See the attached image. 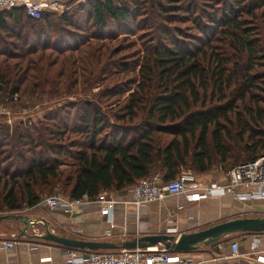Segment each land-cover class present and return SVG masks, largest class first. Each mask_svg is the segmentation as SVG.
Listing matches in <instances>:
<instances>
[{"label":"trees","instance_id":"obj_1","mask_svg":"<svg viewBox=\"0 0 264 264\" xmlns=\"http://www.w3.org/2000/svg\"><path fill=\"white\" fill-rule=\"evenodd\" d=\"M144 1L78 4L76 8L82 12L85 7L86 18L99 26L106 19L135 23L133 33L140 34V48L134 51V60L126 64L119 59L104 67L109 66L113 75L119 71L134 74L138 66L131 78L136 85L122 103L113 98L124 92L108 89L96 99L99 105L87 100L76 108L79 114L74 117L72 108L67 112L66 103L34 123L9 127L0 121V213L33 207L58 186L70 198H94L102 192L131 187L148 179L156 169L169 181L181 170L203 174L214 164L227 167L264 155V72L259 71L264 68V51L260 29L249 23L260 7L264 10V0H253L250 7L243 0H231L232 4H224L219 13L200 8L197 0ZM199 14L205 22L198 19ZM51 15L35 20L22 8L0 14L3 106L10 105L14 95L42 90L40 77L27 75L30 59L23 69L20 59L40 49L29 45L31 31L39 28L35 22L41 21L40 29L47 32L63 33L65 26L69 28L70 23L63 20H44ZM22 18L33 22L29 24L35 29L24 31ZM184 18L193 24L195 34L170 28ZM10 20L13 28L8 27ZM47 32L34 34L41 39ZM4 37L19 42V53H11L13 45ZM59 38V43L64 42V37ZM49 45L45 43L41 49H49ZM120 51L117 48L110 57ZM9 58L18 61L10 66ZM106 103L116 106L117 111L104 110ZM238 147L242 152L235 153ZM65 163L69 170L62 171L59 167Z\"/></svg>","mask_w":264,"mask_h":264},{"label":"crops","instance_id":"obj_2","mask_svg":"<svg viewBox=\"0 0 264 264\" xmlns=\"http://www.w3.org/2000/svg\"><path fill=\"white\" fill-rule=\"evenodd\" d=\"M0 106L5 111L0 114L7 116L6 109L10 105L3 106L0 103ZM20 106L23 109H28L32 105L21 104ZM2 122L9 127L15 124L12 123L11 119H5ZM182 171L186 170H181L179 173ZM196 175L199 180L204 182L210 178L224 181L223 174L219 172L213 174L212 170ZM148 178L159 184L167 182L163 171L160 169L153 170ZM245 191L244 187L237 189L239 193ZM100 194L115 199L116 203L110 214L101 215L92 208L84 211L74 209L70 213H65L58 209L49 210L39 203L26 208L27 210L22 216L30 218L36 223L27 230L26 237L20 236V232L25 227L22 223L9 219L1 220L0 264H60L69 257L71 251L91 252L69 250L51 241L36 237L43 234L47 229L59 236L111 243L118 247L111 251H120L126 242L145 235L171 231L191 233L232 219L264 217V209L259 201H240L235 198V194L232 192L214 195L199 201H189L184 195L168 196L162 201L144 203L137 214L134 206L130 203L133 198L131 187ZM254 238L260 240L259 248H264V233H242L231 235L208 247L183 254V256L209 262L213 259L216 260L210 264L233 263L235 259L231 257V242L239 240L238 248L241 260L251 251L250 245ZM8 241L14 242V245L6 248L3 243ZM156 247L161 249L163 246L157 245Z\"/></svg>","mask_w":264,"mask_h":264},{"label":"rangeland","instance_id":"obj_3","mask_svg":"<svg viewBox=\"0 0 264 264\" xmlns=\"http://www.w3.org/2000/svg\"><path fill=\"white\" fill-rule=\"evenodd\" d=\"M114 1L115 3H122V0ZM140 1L145 2L144 0ZM82 2L83 1L77 0L74 4L68 5L61 13L44 18V20H48L47 22L55 23L63 20L70 23L69 28H66V26L64 27L65 32L63 33L59 31L52 32L53 30L47 32L43 30V28L41 30V21L39 22L40 24L34 23L36 26H39V28L35 29V26L29 24L33 23L30 22L29 19H21L20 22L23 24L24 31L28 32L30 28L35 29L31 31L29 45L37 47V50L39 48V50H43L34 52L29 55L28 58L20 59V61H24L21 63L22 69L25 67L28 61L27 59H30L32 66H30V70L27 71V75H38L43 88L41 91H37L32 95L22 94L19 95L20 97L14 96V101L10 103V106L6 109L8 112L7 116L4 115V118L0 119V121L11 119L12 123L27 121L34 123L38 120H42L44 116L50 112V109L59 107V105L65 107L67 105L66 103H69L67 112L72 108L71 117H74L77 113L76 108L82 107L87 100L93 101V105H99V101L96 99L99 98L102 92H106L108 89L112 90L117 88L124 92L120 98H113L117 99V101L118 99L120 100L117 103H122L127 97V94L132 91L136 82H132L131 78L135 76L134 74L137 72L138 66L135 67L136 72L134 74L119 71L117 74L113 75H111L112 73L109 66L108 68L104 66L109 65L110 62L119 61V59L125 60L126 64L132 61L134 51L140 48L138 39V35H140L139 32H134L135 35H131L134 34L133 31L137 29V26L132 21L113 23L108 19L103 22L102 26L94 24L93 21L86 18L85 7H82V12L76 8L78 4L84 6L85 3ZM242 2L245 6L250 7L253 0H243ZM197 3L200 8L206 9L207 11L215 10L217 13L222 10L225 6L224 4L227 3L228 6L232 4L231 0H197ZM162 5H164V2ZM144 7L147 8V5L144 4ZM178 15H182V12L178 11ZM248 15H250V13H248ZM253 17V22L249 23H252L251 25L257 27V29H260V43L262 44V51H264V10L260 7ZM198 19L205 22V20L201 19L200 14L198 15ZM247 19L250 20L251 17ZM8 27L13 28L12 20L8 21ZM174 27L181 29L182 32L188 31L187 33H196L193 29V24L186 18L179 19L170 24V28L174 29ZM42 31L44 33L47 32L46 38L44 36V38L36 39L37 35L34 33L41 34ZM11 34L12 36L15 35L13 32ZM3 35L1 34V37H3ZM185 35L188 37L189 34ZM59 36L64 37V42L59 43ZM4 39L6 42L10 41L12 43L10 45L13 46L9 47L11 53H19V50L16 48L19 42L14 37H4ZM45 43H50L49 49H41L42 46L45 47ZM130 43L134 44L133 47L126 49L125 47ZM64 45H67V47ZM121 47H123V49ZM117 48L121 49L120 53L115 55V57H110ZM3 51L4 46L1 42L0 63H2L4 59L1 55ZM17 61L18 59L9 58L7 63L12 66L17 63ZM259 71L264 72V68L259 69ZM59 77L61 79L60 81L58 80ZM69 80L70 82H68ZM28 82H31V80L28 79ZM67 93L70 94L66 95ZM108 102H110V100ZM21 104H31L32 106L28 109H23L20 106ZM103 107L104 110L106 108L107 112L112 111V113H114L117 111V107L113 104L110 105L106 103L103 104ZM234 151L235 153L242 152V147L235 148ZM261 153H264V151ZM236 165L238 164L236 163ZM232 166L234 165L222 167L218 164H214L210 171L212 170L213 174L218 172L224 174V172ZM59 169L62 171L69 170L68 164L65 163L61 165ZM58 187L50 193L42 195L41 198L54 195L69 197L63 190H60V186ZM26 208L27 207H24L14 212H3L0 215H22L25 210H27ZM237 241L239 240L237 239ZM99 251L104 252L102 250Z\"/></svg>","mask_w":264,"mask_h":264},{"label":"built area","instance_id":"obj_4","mask_svg":"<svg viewBox=\"0 0 264 264\" xmlns=\"http://www.w3.org/2000/svg\"><path fill=\"white\" fill-rule=\"evenodd\" d=\"M77 0H0V14L12 8H22L25 13L35 19H40L44 14L61 13L68 5ZM99 1V0H80ZM0 106V113H4ZM224 181L210 178L201 181L191 171H182L174 179L164 184H159L153 179H141L131 186L132 200L137 214L144 203L151 201H162L168 196L184 195L189 201H199L214 195L234 193L235 198L240 201H259L264 209V155L255 160L240 163L230 167L223 174ZM244 187V193L237 192V189ZM116 203L110 196L98 195L94 198L83 196L73 199L64 196L43 197L39 202L49 210H61L70 213L74 209L87 210L95 209L98 214H110ZM260 240L254 238L251 241L250 252L240 260L238 241L230 244L233 263L226 264H264V248H259ZM14 242H4L6 248L12 247ZM213 259L210 262H215ZM205 260H194L184 257L180 253H169L157 247L120 251H96L81 253L71 251L69 257L60 264H210Z\"/></svg>","mask_w":264,"mask_h":264},{"label":"water","instance_id":"obj_5","mask_svg":"<svg viewBox=\"0 0 264 264\" xmlns=\"http://www.w3.org/2000/svg\"><path fill=\"white\" fill-rule=\"evenodd\" d=\"M5 219L19 221L22 223L25 227L20 232V236L24 237L27 236V230L36 224L32 219L22 215L9 214L0 216V221ZM242 233H264V217H243L232 219L191 233H177L171 231L161 234L145 235L126 242L123 245V249H145L162 245L163 249L169 253L187 254L195 250L208 247L220 240L228 238L231 235ZM36 237L46 241H51L69 250L96 252L99 250L111 251L118 248L107 242L84 241L59 236L49 232L48 229L44 231L43 234Z\"/></svg>","mask_w":264,"mask_h":264}]
</instances>
